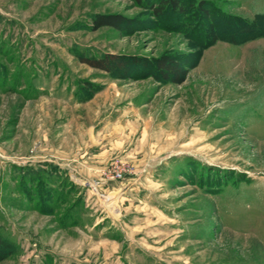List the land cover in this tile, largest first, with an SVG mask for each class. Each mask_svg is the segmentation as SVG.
I'll return each instance as SVG.
<instances>
[{"label": "rangeland", "instance_id": "374dc122", "mask_svg": "<svg viewBox=\"0 0 264 264\" xmlns=\"http://www.w3.org/2000/svg\"><path fill=\"white\" fill-rule=\"evenodd\" d=\"M163 1L0 0V264H264V0Z\"/></svg>", "mask_w": 264, "mask_h": 264}, {"label": "trees", "instance_id": "16d2710c", "mask_svg": "<svg viewBox=\"0 0 264 264\" xmlns=\"http://www.w3.org/2000/svg\"><path fill=\"white\" fill-rule=\"evenodd\" d=\"M136 1L140 2V0H136ZM166 7H168L169 9L173 11H177V12L178 11L180 12V10L182 9L181 3H179L178 0H164L160 8H156L154 12L159 14V12L161 13ZM202 13L203 15H205L206 12H202ZM92 21H93L94 30L99 29L101 27H114V28L120 29L122 23L124 22L123 18L116 14H110V15L97 14L95 15ZM88 64H90L91 66H95L96 68L98 67L103 70L108 69L105 61H97V62L90 61L88 62Z\"/></svg>", "mask_w": 264, "mask_h": 264}]
</instances>
